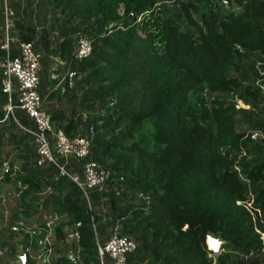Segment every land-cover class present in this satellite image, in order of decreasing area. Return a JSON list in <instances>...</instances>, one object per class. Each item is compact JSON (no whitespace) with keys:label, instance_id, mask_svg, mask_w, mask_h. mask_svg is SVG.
<instances>
[{"label":"trees","instance_id":"1","mask_svg":"<svg viewBox=\"0 0 264 264\" xmlns=\"http://www.w3.org/2000/svg\"><path fill=\"white\" fill-rule=\"evenodd\" d=\"M226 2L42 0L35 13L45 29L13 21L18 42L31 43L35 53L56 46L76 73L67 102L77 115L62 130L88 138L85 161L110 173L101 186L105 226L134 243L126 264H264V144L248 133L264 135L254 66L264 65V0ZM78 35L90 40L91 53L73 62ZM234 96L243 107L226 100ZM7 100L0 91V121ZM9 101L17 105L14 83ZM4 134L17 145L30 137L0 127V146ZM33 167L27 162L12 172L9 163L0 179V188L18 185L22 218L35 214L30 208L40 199L28 192L48 190L42 210L66 216L68 227L79 224L71 241L79 260L60 252L42 264H97L91 225L98 217L67 178L52 181L51 171L42 177ZM36 222L30 251L45 235V223ZM63 226L52 230L55 242L66 241ZM206 234L223 242L215 257L206 251ZM20 242L23 252L27 241ZM6 254L18 262L13 251Z\"/></svg>","mask_w":264,"mask_h":264},{"label":"built area","instance_id":"2","mask_svg":"<svg viewBox=\"0 0 264 264\" xmlns=\"http://www.w3.org/2000/svg\"><path fill=\"white\" fill-rule=\"evenodd\" d=\"M10 0H0V22L2 29V43L0 50L5 56L0 60V91L8 98L11 93L12 84H15L17 92V105L14 107L8 103L2 107L3 120L11 117L13 109L22 112L32 123L33 129H22L31 138L35 153V166L44 167L50 165L55 170L53 181L59 178H67L80 191L85 200L87 209L91 210L89 193L103 186L108 180L110 173L103 166L93 161H85L90 151V140L81 136H67L62 129H55L50 123L48 116L42 111V99L37 90L39 84V59L40 56L34 52L31 43L17 42V54L9 56V48L13 44L11 37L13 12L8 7ZM222 6L226 7V0H220ZM91 53V42L88 38L79 36L74 41V51L72 53L73 62H81L87 59ZM258 80L255 82L261 96L264 99V71L256 66ZM76 75L75 71L67 69L65 78L70 81ZM251 141H260L264 144V135L260 131H252L249 134ZM81 164V177L69 174L66 166L69 161ZM92 221V219H91ZM51 222H45V235L39 242L34 259L36 264L48 262L50 249L45 252V245H50L47 241L51 237ZM76 223L65 230V239L77 241ZM91 228L94 233L97 264H126L127 255L135 250L134 243L118 235L117 228H113L108 240L99 244L95 236V225ZM69 258L71 255L68 256ZM34 264V263H33Z\"/></svg>","mask_w":264,"mask_h":264},{"label":"crops","instance_id":"3","mask_svg":"<svg viewBox=\"0 0 264 264\" xmlns=\"http://www.w3.org/2000/svg\"><path fill=\"white\" fill-rule=\"evenodd\" d=\"M11 1L12 0L8 2V7ZM40 2H42V0H14L15 9L9 7V9L13 12V21L18 18L20 19L24 18L26 19V21L31 20V22L35 25L36 27L35 32H39L43 27H44L43 29H45L47 26H45L43 22L40 21L39 17L37 20L36 14L38 12L35 13V10L38 9V7L40 6L39 5ZM15 10H16V14L14 12ZM52 33L54 38H58L56 32H52ZM0 34H1V38H0V45H1L2 43L1 22H0ZM10 35L13 39V44L10 46L9 50L14 49L17 54L16 43L18 41L15 37V31L12 30ZM73 39L75 41V38ZM53 47L55 48V50L50 52H41L40 48L36 49V52L40 56L39 84H38L37 92L40 98L42 99V111L48 116L53 128L62 129L64 126L68 125L70 121L72 120L74 121L77 115L76 113L75 114L72 113L73 105L71 103H68L67 101H69V97H70L69 92L71 88H74L75 82L78 80L77 78H72L70 81H68L65 78L67 69H69L70 61L65 58L63 59L60 58L58 55V51L56 52L57 47L52 45V48ZM0 76H1V72H0ZM75 93L77 94V92ZM7 99H8L7 101H9L8 97ZM16 115L21 116L22 112L18 111L17 109H13V113L11 117H7L6 120L4 121H2L3 120L2 118V120L0 121V127H4L7 130L10 129L14 133L17 130L23 131L22 129H33L32 123L25 117L23 118L22 117L23 115L21 117L24 119L25 125L22 126ZM9 136L10 135L4 134L1 140L0 161L2 165L0 168V179L2 178L4 172L8 169L9 163L11 165L12 172H17L20 170V168L24 163L28 162L34 165L33 168L35 171L43 174L42 177H47V173L51 171L52 174L51 179L53 181L55 170L53 169L52 166L50 165H46L44 167L35 166V153L31 138L29 137L28 142L25 141L17 145L16 143L10 140L11 138ZM17 141L19 140H16V142ZM28 146L32 147L31 151L24 153L23 151L26 150ZM66 171L71 175L77 176L79 178L81 177L80 163H76L72 160L69 161L68 165L66 166ZM17 187L18 185L16 186L6 185L0 188V193H2L3 190H6V188H9L12 197L17 198L18 200L16 208L15 207H13V209H11L10 207L6 208V206H4L3 204L5 200H3V197L0 196V264H15L17 262L16 260L7 259V257L9 256L6 253H9V251H13V253L17 255L18 264H19L18 251L20 248L22 249L21 246L22 242H20V240L21 237H23V233L30 234L31 231L37 230V225H36L37 222L35 224V228L29 231L26 228H24L23 223L16 221V219L24 220L20 215L19 193H16L14 191V189ZM102 189L103 187H100L95 192L89 193L90 195H92L91 209L98 217V221L96 222L95 225V236L97 237L96 239L99 242V244L105 243L108 240L109 236L111 235V231H112L111 228L105 226L106 223L110 221V219L108 218L105 212V208L102 206L103 205ZM47 193L48 190L45 191L44 194H42V196L44 195L45 197ZM28 195L38 197L40 193L32 194L28 192ZM42 199L40 200V204L42 202ZM32 211L35 210H32L30 208V212ZM45 213L46 212L41 209L38 215L42 216L45 215ZM33 216H37L36 211H35V215L31 214L29 219H26L25 221L32 222L30 220H35ZM64 217L65 219H67L66 216ZM39 220L43 221L41 219H37L36 221ZM66 226H63L64 227L63 231H65ZM8 230H12L14 233L11 235L8 233ZM61 242L62 241L55 242V244L59 245ZM10 247L12 248V250ZM50 251H52V249ZM77 253L78 250L75 251L76 255ZM29 254H30V250H29ZM64 255L69 256V253L66 252ZM29 258L31 260V256Z\"/></svg>","mask_w":264,"mask_h":264},{"label":"rangeland","instance_id":"4","mask_svg":"<svg viewBox=\"0 0 264 264\" xmlns=\"http://www.w3.org/2000/svg\"><path fill=\"white\" fill-rule=\"evenodd\" d=\"M79 36V35H78ZM82 37H83V35H81ZM257 64V63H256ZM259 64H257V65H255L254 64V66H258ZM260 68H263L264 69V65H259V69ZM261 70V69H260ZM262 71V70H261ZM229 74H233L232 72H229ZM226 100H230V101H234L235 103H236V105H238V107H243L242 105H244L243 104V102H241L240 100H238L237 98L235 99V96L233 97V98H231V97H229V98H226ZM246 129H248V127H245ZM244 128V129H245ZM245 129V130H246ZM250 130L248 131V133L250 134ZM42 194H44V192L43 193H40V195L38 196L40 199H39V201L38 202H36V203H34L33 204V206L31 207V209L32 210H35L36 211V213H37V216H33V218L35 219V220H30V221H32V222H27V221H25V220H18V219H16V221H18V222H21V223H23V226H24V228H26L27 230H33V228H35V224H36V220L37 219H41V220H43L44 222H51V226H50V231L52 232V230L56 227V226H59V225H64V226H66L67 225V219H65V217L64 216H59V217H57V216H53L51 213H45V215H38V213L41 211V209H42V207L40 206V200L44 197V195L42 196ZM0 196H2L3 197V200H5L4 201V206H6V208H8V207H10L11 209H13V207H17L16 205H17V202H18V200H17V198H13L12 197V194H11V192H10V190H9V188H6V190H3V192L2 193H0ZM89 201H90V204H91V206H92V202H91V199L89 198ZM35 215V214H34ZM68 229V225L66 226V228H65V230H67ZM63 233H65V231H63ZM66 240V239H65ZM47 241H48V243L50 244V245H53L52 247H53V249H52V251L50 252V255L49 256H51L52 254H53V252H54V256L53 257H55V255H57V256H59L58 254L60 253V254H62V255H64L66 252H68L69 253V255H71L72 257H76L78 260H79V258H78V256L74 253V252H72L73 251V249H72V244H71V241H69V240H66V241H62L59 245H56L55 244V241H54V238L51 236V237H48L47 238ZM38 250V249H37ZM37 250H32V251H30V254H29V257L31 256V258H34L35 257V255H36V251ZM57 251V252H56ZM22 249L20 248L19 249V251H18V254H19V257L22 255ZM210 256L211 257H215L214 255H212V254H210ZM30 259V258H29ZM29 262H31L32 264L34 263V264H36L37 263V260H35L34 261V259H31V260H29ZM15 264H18V262H16Z\"/></svg>","mask_w":264,"mask_h":264},{"label":"water","instance_id":"5","mask_svg":"<svg viewBox=\"0 0 264 264\" xmlns=\"http://www.w3.org/2000/svg\"><path fill=\"white\" fill-rule=\"evenodd\" d=\"M30 234L23 233V237L26 239L27 244L24 247L22 255L19 257V264H29V241H30ZM206 251L210 254L217 256L220 251V247L223 242L219 238L213 237L211 234L205 235L204 241Z\"/></svg>","mask_w":264,"mask_h":264}]
</instances>
